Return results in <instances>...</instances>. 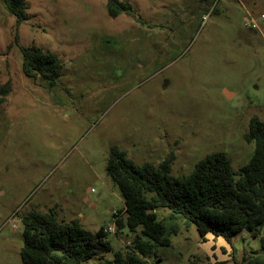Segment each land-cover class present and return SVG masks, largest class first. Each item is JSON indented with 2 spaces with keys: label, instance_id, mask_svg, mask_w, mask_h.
I'll return each mask as SVG.
<instances>
[{
  "label": "rangeland",
  "instance_id": "1",
  "mask_svg": "<svg viewBox=\"0 0 264 264\" xmlns=\"http://www.w3.org/2000/svg\"><path fill=\"white\" fill-rule=\"evenodd\" d=\"M120 1L139 21L110 18L106 0H26L17 26L0 0V86L11 88L0 104V264H23L21 218L31 211L111 228L113 251L130 249L133 234L113 223L124 207L105 172L113 146L153 167L173 152V176L213 152L234 172L252 156L243 136L252 117L264 121V0ZM21 48L60 58L54 87L23 75ZM157 215L179 230L155 248L158 264H248L263 251L245 231L203 242L194 225Z\"/></svg>",
  "mask_w": 264,
  "mask_h": 264
},
{
  "label": "trees",
  "instance_id": "2",
  "mask_svg": "<svg viewBox=\"0 0 264 264\" xmlns=\"http://www.w3.org/2000/svg\"><path fill=\"white\" fill-rule=\"evenodd\" d=\"M26 0H3L16 25L26 20ZM110 18L121 14L136 21L130 3L106 0ZM21 70L25 77L55 86L62 62L54 53L36 48H21ZM11 88L0 86V104ZM254 143L249 162L234 172L223 152H213L197 162L191 172L173 176L174 153L169 152L158 167L136 164L125 151L110 148L105 172L116 184L124 207L113 214L115 232L127 229L133 234L130 249L113 251L107 228L96 232L84 229L77 220L59 221L52 212H28L21 218L23 244L19 252L23 264H158L156 247H169L170 236L177 234L176 223L168 226L157 211H169L168 220L195 226L204 242L208 234L230 241L242 231L260 239L262 253L248 264H264V121L254 116L243 136ZM104 253H112L110 259ZM154 257V258H153ZM156 258V259H155Z\"/></svg>",
  "mask_w": 264,
  "mask_h": 264
},
{
  "label": "built area",
  "instance_id": "3",
  "mask_svg": "<svg viewBox=\"0 0 264 264\" xmlns=\"http://www.w3.org/2000/svg\"><path fill=\"white\" fill-rule=\"evenodd\" d=\"M202 19H207V15H204ZM260 19L262 20V23L264 24V15H262L260 17ZM259 24L257 23L256 20L252 19V18H246V27H248L249 29L252 30H256L258 28ZM111 231V228H107V232Z\"/></svg>",
  "mask_w": 264,
  "mask_h": 264
},
{
  "label": "crops",
  "instance_id": "4",
  "mask_svg": "<svg viewBox=\"0 0 264 264\" xmlns=\"http://www.w3.org/2000/svg\"><path fill=\"white\" fill-rule=\"evenodd\" d=\"M238 235H240V233H239ZM238 235H237V236H238ZM235 237H236V236H235ZM232 240H233V239H232ZM230 243H231V241H230Z\"/></svg>",
  "mask_w": 264,
  "mask_h": 264
}]
</instances>
